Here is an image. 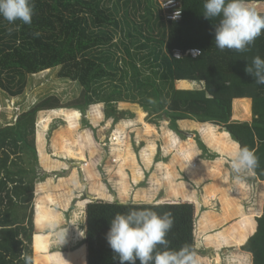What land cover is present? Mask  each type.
<instances>
[{
    "label": "trees",
    "instance_id": "trees-1",
    "mask_svg": "<svg viewBox=\"0 0 264 264\" xmlns=\"http://www.w3.org/2000/svg\"><path fill=\"white\" fill-rule=\"evenodd\" d=\"M172 1L182 8V19L179 21L170 20L164 14L163 6L169 0H34L31 25L20 21L9 24L0 16V89L10 99L24 94L30 75L35 78L39 73L53 72L55 70L52 69L57 67L61 68L60 78L64 79L59 84L60 89L64 82L72 84L73 89L77 84L82 89L80 92L72 91L76 98L69 103H62V100L65 102L73 96L68 97L67 91L61 90L52 96L46 94V98H31V103L24 106L30 110L21 115L24 107L18 109L11 104L7 108L12 111L9 112L10 121L0 123V264H25L21 253L33 257L31 244L35 212L32 204L38 179L36 121L42 111L53 110L61 114L64 111L59 109H77L85 115L91 106L99 104L113 111L119 102L140 104L148 112L152 109L169 117L173 123L183 120L203 123L201 132L210 144L221 147L222 151H234L236 144L227 140L229 136L219 130L218 126H221L240 146L247 145L255 151L259 167L253 173L264 181V85L255 84L254 78L245 72L254 57L264 59V33L247 51H222L214 42V24L218 23V18L211 21L203 17L204 0ZM248 2L264 13V0ZM10 27L16 30L9 33ZM36 32L40 35L35 36ZM118 35L122 36L120 43L114 42ZM177 49H200L202 54L196 59L184 57L177 60L173 57V51ZM149 66L154 69L150 77L146 75ZM183 80L203 86L199 90L177 89L175 82ZM185 81L181 87L187 86ZM149 98L156 103L150 104ZM236 103L245 104V109L250 111V122L237 119ZM2 104L0 99V108ZM95 110L100 116L99 106ZM110 114L114 115V112ZM68 117L71 123L68 132L63 129L61 135L56 136L53 148L57 153L75 158L82 154L80 139L88 137L85 132L79 136L80 139L74 140L71 134L78 129L75 121L79 120L80 113L72 112ZM119 118L116 117V120ZM188 134L189 137L193 135ZM115 140L113 145L122 144L118 137ZM39 142L41 155V135ZM189 142L191 138L187 144ZM183 148L180 146L179 149ZM186 155L189 156L188 153ZM42 158H45L43 154ZM128 158L129 153L125 157L120 155L111 159V162H118L121 168L128 163ZM81 160L83 162L76 166L89 169L84 157ZM145 160H148L147 156ZM191 160L190 156L185 157V161L190 162L191 171L197 173L201 166ZM170 166L163 165L165 177L170 184L171 196L178 197L183 189L172 182ZM213 172L222 173L220 170ZM217 175V182L204 188L206 196L214 200L216 192L222 191V203H228L230 196H227L222 174ZM45 188V183L38 187L36 199L37 264H82L86 260L87 264H119L118 258L114 259L116 254L109 246L106 234L116 214H127L132 209L151 208L160 215L171 212L175 223L166 237L170 241L169 248L179 249L184 244H194L196 248L197 209L193 202L188 201H166L156 205L94 200L86 206V239L84 232L79 230L84 220V208L80 206L74 213L79 223L73 225L77 234L73 235L70 228L62 229V242L57 236L58 229L49 227L52 222L60 227L62 213L54 208L55 197ZM123 193L125 190L120 193L121 196ZM184 195L187 199L191 198L190 193ZM248 218L246 216L238 225L229 229L223 227L222 232L206 238L199 233L197 244L202 264H228L227 255H224L227 252L225 249H229L227 244L231 242L230 245L235 243L239 247L254 231L249 226L245 227L250 222ZM220 219L211 211V214L200 216L198 228L199 223L201 229L218 225ZM257 224L256 233L242 250L252 254L253 264H264V214L257 219ZM230 229H233L232 233ZM46 231L53 233L46 235ZM71 241L75 246L84 242L87 255L85 248L68 254L66 259L59 260L56 255H51L52 248ZM237 252L228 257L229 264H250L247 255ZM209 255L212 262L207 263L203 256ZM136 264L140 261L137 260Z\"/></svg>",
    "mask_w": 264,
    "mask_h": 264
},
{
    "label": "crops",
    "instance_id": "crops-1",
    "mask_svg": "<svg viewBox=\"0 0 264 264\" xmlns=\"http://www.w3.org/2000/svg\"><path fill=\"white\" fill-rule=\"evenodd\" d=\"M183 81H185V80H183ZM183 81H177V82H179L180 85H182ZM192 83H195V82L185 81V84L187 85L186 87L190 86L187 90H199V89H201V87L199 86L198 83H195V84L199 87V89H197V88L191 89ZM180 89L181 88H179V90ZM101 105H103V104L91 106V107H93V108H91L92 111L95 110L96 106H101ZM100 109L103 111L102 108H100ZM139 109L140 110L138 111L139 112L138 113V115H139L138 118H139L140 121H141V118H142L141 114L145 115L144 116V120L141 121L142 130L145 129L144 124H149L151 127H153L152 123H148L147 122V118L149 116L148 110L146 108H144V107L139 108ZM27 110L29 111L30 109H27ZM27 110H25V111H27ZM59 110H63L64 112L65 111H68V112H76L77 111V112H79L82 115V112L80 110H77V109H68V110L67 109H59ZM25 111H23L22 113H24ZM52 111L53 110L42 111V112L56 113V112H52ZM144 113H146V114H144ZM56 114L59 115L58 113H56ZM90 114L92 115V113H90ZM52 115H55V114H52ZM135 115L136 114H132L131 113L132 117H130L127 120L128 121H130V120L132 121L134 119ZM43 119H45V116L42 118L41 123L44 122ZM54 119L57 120L58 118H53V117L52 118H48L46 120V125H49L50 122L52 123L54 121ZM102 119H103V117H102ZM136 119L137 118H135V120ZM164 119H165V122H168V119L171 120L169 117H165ZM105 120L106 121L103 123V126H98L97 124H94V122L91 121V125L93 126V128H94V125H95L96 126L95 129H98V128L102 129L101 130L102 139L96 140V136H95V133H94L93 129L91 131H87V137L89 138V141H88L89 145H86L85 143H82L81 144L82 148L80 147V149H79V150H81L82 154L77 155L75 158H72V157H70L68 155H65V154L57 153V152H55L54 148H53V151H51V149L49 148L50 143H52L54 145V140L56 139V136L57 135H61V133H62L61 131H63V130L58 128L56 123L53 124L52 127L48 130V134H47V132H41V131H39V133L37 134V137H36V139H37L36 149H37L38 159H39L40 164L42 165L43 170L46 172L47 175H50V177L44 182L45 183V187H46L45 191H47L48 193H51L55 197L54 198L55 199L54 208L56 210H59L62 213V217H63L62 222L60 223V227L58 228L57 231L65 229L67 227V228L71 229L73 235H76L77 233L73 230V225H75V226L79 225V223L76 221V218L74 216V213L76 212L77 207L83 206V208L85 210L87 203L92 202L94 200H98V199L106 200V201H113V202L114 201H119L120 203H135V204L147 203V204H156V205L162 204V203H164L166 201H173V202L174 201H188V202L192 201L193 203H196L198 222H199L200 216L202 217L203 215L211 214V211H212L214 216H218V217L221 218L220 219L221 220L220 225L222 224L223 221H227V220H230V219H233V220L237 219L238 220L239 218H244V217L248 216L250 213L252 214L253 223L251 224V226L253 227L252 229L254 231H253V233H251L249 235L247 240L243 244H241L239 246V253L240 254L244 253L245 255H247V257L249 258L250 264H253V258H252L253 256H252V254L243 251L242 247L256 233L257 227H258L257 219H259V218H261L263 216V214H264V205L262 206L261 204H259L257 207H255V205L253 204L248 209H247V207L245 209V202H243V200L246 201V198L245 197L239 198V197L242 195V192H244L246 188L249 189L250 185H256V186L261 185L263 190H262V194L261 193L260 194H261V199L264 200L263 199L264 198V181H260L254 175V173H252L251 175H252L253 178H251V176H250L249 180L247 181V183H245L242 179H239L238 182L232 181V183L230 185L228 172L226 170H224V167L221 165V163H223L222 161H224V162H227V163L230 164L229 154L231 152H233L232 149H230V150L229 149H225L226 154L227 153L228 154L224 156L220 152L217 153V152H215L213 150L211 151L210 148L207 146L209 148V150L207 152L204 151L205 155L207 156V158H210V157H212V158L211 159H205V160L201 159V155H199V157L198 156L194 157L191 153L186 152V153L189 154L190 158L192 159L191 161H193L194 164L198 163V161H199L198 164H201V166L204 169H206L205 165H210V166H214L215 169L217 168L218 171L219 170L222 171L221 174H222V178H223V181H224L223 185L225 184V190L227 192V196L228 195L230 196V197H228L230 199V200L228 199V201H229L228 203L227 202L226 203H222V198L224 197L223 196V192L222 191L221 192L217 191L215 196H214L215 197L214 200H209L208 204H206L207 206H209L208 210H207L206 209V205L204 204V203H206L205 200H202V198L200 197V200L197 201L196 190H194V189L190 190L188 188L189 186H182V184H184V183L179 181V180H181L180 179L181 178L180 177V172H178V170H179L178 166L175 165V163L176 164L178 163L177 160H172L171 159L170 161H164V160H161L160 158H157L155 164L156 165H161L160 168H163V165H165V164L171 165L170 167H171V171H172V174H173V177H172L171 180H172V182L174 180L175 181L178 180L179 182L176 181L174 183L181 185L180 188L183 189V191L180 193V195L178 197H174V196H171L170 191L167 194V190H166L165 193L158 198L156 195L154 196L153 194H148V192L145 190L146 191L145 194H144L145 196H143V197H147L145 199L151 200L152 202L151 201H147V200H140V201H134V202L128 201L127 202L125 200H120L121 199L120 197H123L125 199V197H124L125 195L121 196V194H119V192H120L119 190L120 189H118V186H117L115 180L118 182L117 179L120 176L123 177V174H124V172L126 173L125 170L128 168L129 165L127 167L124 165L123 167L119 168V163L111 162V159H115L116 158V157H114L116 155L115 153H118L119 156L122 155L123 157H125L126 154L128 155V153H123L122 151L119 152L116 149H113L112 151L108 150V153H107V151H105V150L102 151L101 145L99 143V142H102L103 140L108 139L109 135H107L106 137L103 138V133H104V135L109 134V132H111L112 129H114L113 126H112V123L113 122H117V121H118V123H121V118H119L118 120H116V118L112 119V120L111 119L108 120L105 117ZM122 121H125V120H122ZM75 122H76V125L79 126L78 121H75ZM158 124L160 125L159 121H158ZM192 124H195L197 126L196 127H192L191 126ZM70 125H71V123H70V120H69L68 125H67L66 128H69ZM203 125H205V124L199 123V122L193 121V120L178 121L176 123V125H175V128L176 129H180V131H182L181 133L183 134V136L185 138L184 137L181 138L182 136L180 137L179 135L175 136L173 130L166 129L164 127V125L158 127L159 130H158V136L157 137L160 140L166 139L169 142L171 140L170 143L167 142L170 148L173 147L172 146L173 144H175V147H179V148H180V146H184L185 147L187 145L186 142L188 141V138H190L189 137L190 134H188L187 130L194 129L197 132L198 135H200V134L202 135L201 126H203ZM8 126H10V125H8ZM43 126H45V124ZM55 128H58V129H55ZM219 130L222 133H224L225 135L229 136V139H227L229 142H234L235 144H239L238 142L233 140L231 134L229 132H227L225 129H223L221 127V129H219ZM65 131H66V133L68 132L67 129ZM171 133H172L173 137L170 138V134ZM40 135H41V155H40V149H39V146H40L39 137H40ZM75 135H76V133L75 134L74 133L71 134L72 138L74 140L76 138V141H77L78 136H75ZM192 136H194V134ZM202 137H203V135H202ZM175 139H177V141ZM157 141L160 143L159 140H157ZM161 145H162V148H163V144L162 143H161ZM159 148H160V146H159ZM172 150H173V148H172ZM183 151H185V148L183 149ZM160 152H161L160 154H162L161 150H160ZM104 153H105V157H102V155ZM182 153H184V152H182ZM186 153H184L185 157H189V156L186 155ZM42 154L45 157L44 159L42 158ZM107 154H109V155H107ZM155 154L158 156L159 155V151L157 153H155ZM83 157H84L85 161L89 163V169H84L83 170V169H80L79 167L76 166L77 163H82L83 162V160H81ZM185 157H180V159H179L180 164L182 165V169H180V171L183 172V170H186L188 173L191 174L192 177H196V176L198 177V175H199L198 172L197 173H193L191 171L190 162H186L185 161ZM103 160H104V165L105 166L102 169V168H99V163L100 162L102 163ZM106 164H107V166H106ZM201 168L199 170H203ZM140 171L142 172L141 166H138V167L136 166L134 174L132 175L131 178L129 177L130 183H131L129 185L134 186L138 190H141L140 188L146 186L145 183H147V182H145L144 175H143V177L140 176L141 175ZM144 172H146V171H144ZM161 174H162V172H161ZM103 176H104L105 180L102 178ZM135 177L137 178V180H135ZM205 177H206V175L202 179H204ZM198 179H199L198 183H201V179L199 177H198ZM134 180L138 181V182L134 183ZM165 180H167L166 177H165ZM108 181H111V182H109L110 184H108ZM216 182H217V180H214L213 183H209L208 185L214 184ZM138 183H140L139 186H138ZM41 184H42L41 183V179H37V182H36V185H35L36 194H37V191H38V187ZM148 184L150 185V182ZM149 185H148V187H149ZM164 185L166 186L165 182H164ZM185 185H187V184H185ZM190 187L194 188V187H192V185H190ZM78 189H80V190H78ZM146 189H147V187H146ZM251 192L254 193L252 190H251ZM185 193H190L191 198L187 199L186 197H184ZM139 195H141V193ZM109 197H111L112 199L109 198ZM249 197H250V203L252 204L251 195ZM210 201H212V202H210ZM202 204H204V205H202ZM214 206H216L219 209L216 210L214 208ZM202 208H204L205 210L202 209ZM35 214H36V211H35ZM84 219H85V217H84ZM225 219H227V220H225ZM34 224H35V219H34ZM79 230L84 232V234L86 233V220H85V227L80 225ZM46 232H44V233H46ZM48 232H49V234L53 233V231H48ZM37 233H38L37 232V228L35 227V236H36ZM46 235H43V236H46ZM84 242H85V240H84ZM84 242L82 244H80V245L78 244L76 246H75V244L72 241H71V243L67 242V243L63 244V246H55L50 251L51 255H53V256L56 255V257L59 258V260H61V258H63V259L65 258L66 259L68 254L76 253V252L79 251V250L76 251L77 250V246L80 248V250L81 249L82 250L86 249V255H87V247H85L86 245L85 246L83 245ZM57 252H64L65 254L59 256L58 255L59 253H57ZM197 252L199 254V250L198 249H197ZM208 253L209 252H207L206 255H208ZM213 253H215V251ZM35 257L36 256H34V254H33L34 264H37V263H35ZM203 257H210V255L209 256H203ZM86 259H87V257H86ZM51 264H66V263H51ZM73 264H77V263H73ZM82 264H87V260H86L85 263H82Z\"/></svg>",
    "mask_w": 264,
    "mask_h": 264
},
{
    "label": "rangeland",
    "instance_id": "rangeland-1",
    "mask_svg": "<svg viewBox=\"0 0 264 264\" xmlns=\"http://www.w3.org/2000/svg\"><path fill=\"white\" fill-rule=\"evenodd\" d=\"M118 18H120V16H118ZM121 39H122V36L120 37V35H118L117 37L114 38V42L120 43ZM52 70H55V71L39 73V75L35 76V78L33 77V75H30L28 77V86H27L24 94L21 95L20 97H15V99L14 98L10 99L7 96V93L2 91V89H0V95H1L0 99L3 101L2 107L0 108V123L1 124H7V122L10 121V116H9V112L10 111H8L7 108H9L11 104H13L14 108H15V106H18L17 108L20 109V108L24 107L26 104L31 103V101H32V99L34 97H39V96L43 97V96H45L44 98H46L48 96H52L53 93L61 92V90L62 91L66 90L67 91L66 94L68 95V97H70V95L74 94L75 91L78 90L80 92L82 90L81 86H79L78 84L75 87L76 89L75 88L73 89L72 84L69 85L70 83L66 84L65 82L61 83L63 86L60 89L59 88L60 87L59 84H60L61 81H64V79L60 78L61 68L57 67V68H53ZM153 70L154 69L152 68V66L147 67L146 75L150 77ZM199 86L202 87L203 84H199ZM175 87L178 88V89L181 88L180 90H183V89L187 90L190 86L189 87H181L179 82H175ZM194 88L199 89V87L195 83H192L191 89H194ZM73 90H74V93L72 92ZM46 94H48V96H46ZM79 95H80V93L78 94V96ZM8 98L10 100H8ZM75 98L76 97L73 96L72 99H69V100H67L65 102L62 100V103H69V102H71V100H74ZM42 100H38L37 102L42 101ZM137 100H139V99H137ZM244 105L245 104L236 103L235 112L238 114L237 119L240 120V121L250 122L251 118H250V115H248L250 113V111L248 112L245 109L246 106H244ZM34 106L35 105H33L32 107H34ZM91 108H93V107H90L85 112L86 113L85 115H83V114L81 115L80 114V118L78 120V123H79L78 129H77L78 131L77 130L74 131V134L76 133L75 136H78V138H79L80 135H84L85 132L87 133V131H91L93 129V131L95 133V136H96V140H100V139H102V133H101L102 129L101 128L95 129V127H96L95 125H94V128H93V126L91 125V121L94 122V124H97L98 126H103V123L106 121L105 117L108 120L115 119L116 117H120L121 118V123H118V121L112 123V126H113L114 129H112V131L109 132V134L104 135V133H103V138L106 137L107 135H109L108 139L105 138L106 140H103L102 142H99L100 145H101L102 151L105 150V151H107V153H108V150L112 151L113 149H116L119 152L122 151L123 153H129V158H128L129 161H128V163L125 166L127 167L129 165L130 167L128 166V168L125 170L126 173L124 172L123 177L120 176L117 179L118 182L115 180V182H116V184L118 186V189H120L119 190L120 191L119 194L123 190H125V193H123L125 195L124 196L125 199L123 197H120L121 198L120 200H125L127 202L128 201L134 202V201H140V200H147V199H145L147 197H143V196H145L144 194H145L146 191L148 192V194H153L154 196L156 195L158 198L161 195H163L166 190H167V194L169 193L170 184H168V181L165 180V171H164L163 168H160L161 165H156L155 164L157 158H160L161 160H164V161H170L171 159L172 160H177L178 163L177 164L175 163V165L178 166V169H179L178 172H180V177H181L180 179L181 180H179V181L183 182L184 186H189L188 188L190 190L191 189L196 190L197 201L200 200V197H201L202 200H205V202H206L204 204L205 205L208 204L209 199L206 196L207 193L205 192L204 188H206V186L209 183H213L214 180H217V176H218L217 174H219V176L221 174L213 172V170L214 171L217 170V168L215 169L214 166L205 165L206 169H204L201 166V164H198L199 163V161H198V163H196V164L200 165L202 167L201 169H203V170H199L198 169V171H196L199 174L198 177L201 179V183H198L199 179H198L197 176L196 177H192L191 174L188 173L186 170H183V172L180 171V169H182V165L180 164L179 159H180V157H185L184 153H186V152L191 153L194 157H197V156L199 157V155H201V159H203V160L211 159L212 157L207 158V156L205 155V152H207L209 150V148H210L211 151L213 150V151H215L217 153L220 152L224 156L228 154V153L226 154V151H222L220 149L221 147H215L212 144H210L209 141L207 140V138H205L204 136L202 137L203 134L202 135L201 134L198 135L197 132L194 129L187 130L188 133L194 134V136L190 137L191 138V142H189L188 144L186 142L187 145L184 147L185 148V152L184 153H182L183 150L178 149L179 147H175V144L172 145L173 146L172 147L173 150H172V148H170L169 145H168V143H170L171 140L169 142L166 139H163V140L158 139V137H157L158 136V130H159L158 127L164 125V127L166 129L173 130L175 136H177V135H179L180 137L182 136L181 138L184 137L183 134L181 133L182 131H180V129H176L175 128L176 123L175 122L173 123L172 120L168 119V122H165L164 118L167 117V116L160 115V114L154 112L152 109H150V111L148 112L149 116L147 118V122L148 123H152L153 127L152 128L151 127L148 128L147 125H149V124H144L146 130L145 129L142 130L141 121L144 120V117L141 118V121L138 118L139 117V115H138L139 112L138 111L140 110L139 108H142V106L140 104H131L129 102H119V103H117L114 106V111L111 108L108 109L105 105H101V106H99V108H102L103 111L101 110V115L100 116H97V114L94 112L95 110L92 111ZM25 110H27L26 107H24L22 112L25 111ZM244 110H245V112H244ZM111 112H114V115L110 114ZM70 113H72V112L65 111V112H63V113H61L59 115H57V114L52 115L51 113L40 112L38 114L37 121H36V132H37L36 133V137H37V134L39 133V131L47 132V134H48V130L55 123H56V125L58 126L59 129H61V130L65 129L66 130L67 129L66 127H67L68 122H69V119H68L69 117L68 116H69ZM90 113H92V115ZM131 113L132 114H136V115L134 116V119L132 121L131 120L128 121L127 119L132 117ZM44 116H45V119H43L44 122L41 123V120H42V118ZM52 117L53 118H58V119L57 120L54 119V121L52 123L50 122L49 125H46V120L48 118H52ZM102 117H103V119H102ZM135 118H137V119L135 120ZM122 120H125V121H122ZM158 121L160 122V125L158 124ZM44 124H45V126H43ZM219 127H220L219 129H221V126H219ZM58 128H55V129H58ZM112 137H114L113 138L114 141L112 140ZM117 137L122 141V144L115 146V145H113V143H116L115 139ZM190 138H188V141L190 140ZM157 140H159L160 143ZM80 141H81V144L85 143L86 145H89L88 144L89 138H86V140L83 138V139H80ZM161 143L163 144V148H162ZM53 146L54 145L52 143H50L49 148L51 149V151H53ZM150 146H152L151 149H150ZM159 146H160V148H159ZM160 150L162 151V154H160L161 153ZM158 151H159V155L157 156L155 153H157ZM115 154L116 155L114 157H118L119 156L118 153H115ZM107 155H109V154H107ZM146 156H147L148 160H145ZM102 157H105V153L102 155ZM222 162L223 163H221V165L224 167V170H226L228 172L229 182H230V185H231L232 181H234V180H233V173L231 172V169H230V164L227 163V162H224V161H222ZM116 163H118V162H116ZM104 166L105 165H104V160H103L102 163L101 162L99 163V168L103 169ZM106 166H107V164H106ZM136 166L137 167L141 166L142 172L140 171L141 172L140 176L143 177V175H144L145 182H147V183H145L146 186L140 188L141 190H138L134 186L129 185V184H131L129 177L131 178L132 175L134 174ZM144 171H146V172H144ZM161 172H162V174H161ZM36 173H37L38 179H41V183L42 184H44V182L50 177V175H47L46 172L43 170L42 165L39 162V159L37 160V164H36ZM251 174L252 173L242 174L240 179H242L245 183H247V181L249 180L250 176H251V178H253ZM205 175H206V177L204 179H202ZM102 178L105 180L104 176ZM163 181L165 182L166 186L164 185ZM176 181H178V180H176ZM176 181L174 180L173 182H176ZM109 182H111V181H108V184H110ZM137 182L138 181L134 180V183H137ZM149 182H150V185L148 184ZM139 184L140 183H138V186H139ZM185 184H187V185H185ZM189 184L192 185V187H194V188H191ZM148 185H149V187H148ZM146 187H147V189H146ZM250 189L254 193H252ZM78 190H80V189H78ZM262 190H263V188H262L261 185H258V186L250 185L249 189L246 188L245 191L242 192V195L239 198H242V197L246 198V201L243 200V202H245V209H246V207L248 209L253 204L255 205V207H257L259 204H261L262 206L264 205V200L261 199ZM140 193H141V195H139ZM250 195H251V198H252V204L250 203V197H249ZM109 198H111V197H109ZM36 199H37V194L35 192V200H34V202L32 204L34 212L36 211ZM147 201H151V200H147ZM194 204L196 205V203H194ZM204 204H202V205H204ZM208 207L209 206L206 205V209L207 210H208ZM214 208L216 210L219 209L216 206H214ZM202 209H204V208H202ZM83 211H84L85 219L82 221L83 223L81 222V226L85 227L86 208H85V210L83 209ZM28 213L30 214L29 210H28ZM247 217H250V218L247 219V220L250 219V222L248 221V223L245 224V227L249 226L248 228H250V230H251L253 228L251 226V224L253 223L252 214L250 213ZM34 219H35V214H34ZM242 219L243 218H239L238 220L237 219L236 220L230 219V220H227V221H223L221 225L218 224V225H215V226H211L210 228L201 229L200 223H199V228H198V217H196V249H198L197 242H198L199 233H201L203 235V237L206 238V237H209L211 234L215 235L216 233L222 232L223 231V227L229 229L232 225H238L239 221L242 220ZM34 228H35V224H34ZM232 232H233V229L231 230V233ZM47 233H48L47 235H49V232H47ZM85 235H86V233H85ZM85 235H84V238L86 239ZM230 243L231 242H229L227 244L229 249L226 248L225 250L227 252L224 254V255H227L226 256V258H227L226 263H228V264H229L228 257L231 254L233 255L237 251H238L237 253H239V247H236L235 243L233 245H230ZM83 245L85 246L86 244L84 243ZM85 247H87V246H85ZM31 248L33 250L32 252H33L34 256H36L35 229H34V238H33V243L31 244ZM78 250H80V248L77 246V250L76 251H78ZM57 253H59L58 254L59 256L65 254L64 252H57ZM205 254H203V255H205ZM203 258H204V260L207 263H209V261L212 262L211 256L210 257H203ZM223 259H225V258H223Z\"/></svg>",
    "mask_w": 264,
    "mask_h": 264
},
{
    "label": "clouds",
    "instance_id": "clouds-1",
    "mask_svg": "<svg viewBox=\"0 0 264 264\" xmlns=\"http://www.w3.org/2000/svg\"><path fill=\"white\" fill-rule=\"evenodd\" d=\"M34 7V0H0V16L9 24L20 21L31 25ZM203 7L205 19L212 21L218 18V23L214 24V42L222 51H247L256 38L264 33V13L250 5L248 0H204ZM180 10L182 12V8ZM179 16L180 12L177 11L172 17L173 21H179L176 20ZM14 30L8 28L9 33ZM34 35L39 36L40 33ZM191 53L193 57H198L202 52L193 49ZM176 58H180L179 54ZM245 72L254 78L255 84L264 85V59L260 56L252 59ZM149 103L155 104L156 101L149 98ZM229 157L233 180L236 182L242 174L253 173L259 167V157L247 145L236 144ZM174 223L171 212L160 215L151 208L116 214L106 234L107 242L116 254L114 259L118 258L119 264H136L137 260L140 264H202L194 244H184L179 249L169 248L170 241L166 237ZM49 227L57 230L59 226L52 222ZM57 236L64 242L62 230L57 231ZM21 259L25 264H34L33 257L26 253H21Z\"/></svg>",
    "mask_w": 264,
    "mask_h": 264
},
{
    "label": "built area",
    "instance_id": "built-area-1",
    "mask_svg": "<svg viewBox=\"0 0 264 264\" xmlns=\"http://www.w3.org/2000/svg\"><path fill=\"white\" fill-rule=\"evenodd\" d=\"M163 7H164V11H165L164 14L167 16V18L172 19L173 15L177 11L180 12V16L176 20H180L182 18L181 10H180V7H179V3L175 2V1H172V3L167 2V3L164 4ZM191 50H193V49H190V50H187V51H182V50H178V49L177 50H174L173 51V57L175 59H177V60L183 59L184 57H191V58L196 59V58H198L202 54L201 53L198 57H193L192 56V53H191ZM178 54H179L180 58H176Z\"/></svg>",
    "mask_w": 264,
    "mask_h": 264
},
{
    "label": "bare ground",
    "instance_id": "bare-ground-1",
    "mask_svg": "<svg viewBox=\"0 0 264 264\" xmlns=\"http://www.w3.org/2000/svg\"><path fill=\"white\" fill-rule=\"evenodd\" d=\"M144 114H146V113H144ZM144 116H145V115H142V114H141V117H144ZM147 126H148V128H150V127H151L150 125H147ZM151 128H152V127H151Z\"/></svg>",
    "mask_w": 264,
    "mask_h": 264
}]
</instances>
